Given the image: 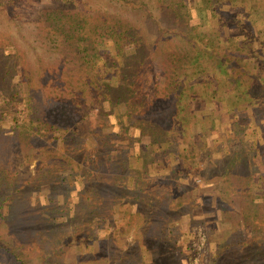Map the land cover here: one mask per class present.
Returning a JSON list of instances; mask_svg holds the SVG:
<instances>
[{
    "label": "rangeland",
    "instance_id": "1",
    "mask_svg": "<svg viewBox=\"0 0 264 264\" xmlns=\"http://www.w3.org/2000/svg\"><path fill=\"white\" fill-rule=\"evenodd\" d=\"M214 4L0 0V94L6 88L16 90L25 102L31 91L45 97V88L60 76L99 79L100 84L121 78L123 70L114 69L104 55L108 45L124 43L121 34L108 30L105 14L114 13L136 29L142 47L151 51L156 46L144 60L139 80L147 99L159 100L147 113L139 101L110 106L99 92L92 103L82 96L85 106L100 109L103 116L97 126L89 121L79 125L85 144L69 135L70 122L62 125L69 128L70 168L87 175L78 189L66 190L53 179L62 166L57 167L51 155L50 160L46 155L27 158V150L16 145L2 149L0 167L8 173L0 177V264H264V246L259 244L264 241V117L256 118L251 111L242 119L237 113L232 118L211 87L214 75L221 76L214 66L222 59L229 60V71L243 60L249 63L247 76H257L250 84L258 76L264 79V0ZM251 7L261 16L242 29L245 40L239 41L244 35L237 20ZM50 14L63 18L59 28L64 31L53 36ZM76 21L78 26L73 25ZM252 34L255 37L245 42ZM224 37L236 39L228 53L222 50ZM80 38L85 42H76ZM85 47L88 55H98L93 65L81 63ZM187 55L191 57L185 59ZM6 64L13 78L4 83L1 71ZM23 72L32 82L29 86L20 77ZM77 89L92 90L86 85ZM167 92L172 93L163 98ZM24 120L20 114L19 124ZM176 124L180 132L173 130ZM12 125L9 116L2 118L0 133ZM91 146L103 152L101 161L90 165ZM147 155L151 158L146 162ZM235 160L250 180L243 194L230 202L220 166ZM49 171H54L52 177ZM75 177L68 175L69 182ZM93 180L97 190H88L91 184L83 187Z\"/></svg>",
    "mask_w": 264,
    "mask_h": 264
},
{
    "label": "trees",
    "instance_id": "2",
    "mask_svg": "<svg viewBox=\"0 0 264 264\" xmlns=\"http://www.w3.org/2000/svg\"><path fill=\"white\" fill-rule=\"evenodd\" d=\"M202 2H204L205 8L209 5H212L213 7L215 6L214 4L215 0H202ZM177 4L179 5L180 1H178ZM122 5H123L122 2L120 1V6ZM198 11H200V9ZM198 14H200V12H198ZM210 15L213 16L215 15L213 8H211ZM50 16L54 21V24L48 26L52 28L50 29V33L52 34V36L54 32L58 33L59 31H64L59 28L60 25L59 22L63 18H60L58 15H52V14H50ZM240 16L241 19L237 20V24L239 27L238 29L240 31V34L244 35L245 33L243 30L249 29L251 27V24H253L254 20L257 17L261 16V14L259 11L256 10L255 7H251L250 11L248 12L243 11ZM105 17L110 18L109 22L105 21V23L106 22L108 23L107 26L108 30L116 33L118 32L119 34L122 35L123 37L122 39L124 40L123 45L121 42L117 43L116 45L115 44L112 45V47H108L109 46L108 45L107 46L108 50L104 52V55H106L107 63L109 62V64L113 66L114 69L120 68L123 70V72L121 73V78L119 77V79H114V80L112 79L108 83L100 84L101 80L99 81V79L97 81L94 79H86V78L80 79L79 77L78 79H76L72 75H64L58 77L56 80L54 79L55 81L53 80L54 81L53 85H52L53 82L52 81L51 84L48 86V88H45L46 89V93L44 95L45 97H41L40 95L37 96L35 93L31 91L27 93L28 98L27 101L25 102L22 101L23 98H21L20 94L16 90L11 92V89L6 88L5 89L6 92L0 94V107L1 105H3V108L2 109L0 108V112H1L0 118L2 120V118L4 117L6 118L9 116L13 124L9 128V132L0 133V155L5 153L2 149H6L8 151L12 146L15 145L16 147L19 148V150H25V149L27 150L26 153L27 158L34 156H36L35 158H37L46 155L50 160V155H51L53 157V160L56 161L55 163H58L57 167L62 166L57 169V172H60V174L57 175V177H53V179L58 180L57 181L58 183L61 182L60 185L66 190H70V191L71 189L72 190L78 189L81 183L83 185L87 175L83 174V172H73L72 168H70L71 163L68 154L69 153L68 145L70 139L67 135H65L67 133L66 129L69 128L62 127V125H64L65 122L67 121L70 122L71 125H69L70 127L69 135L76 136L75 139L76 141L85 144L84 137L80 135L81 133L79 132V125L83 121H89L90 126H97V122H99V120L103 116L100 109H96L95 111H93L90 104H87L85 106L86 101L85 98H82V96L84 94L89 96L88 98L92 103L96 98H98L97 92H99L102 95H104L106 98H108L107 103L110 106H114L115 104L127 106L130 102L135 103L139 101L138 104L147 113L152 108L151 106L152 102L156 103L159 101L158 97L156 96H152L151 98L147 99L146 95L149 96V94L146 93L144 95V91H143L144 83L141 84V80H139V73L143 71L142 67L143 69L145 68L144 60H147V58L150 55H152L153 52L156 51V46L153 44L150 48L151 51H148V48H145L146 46L142 47V44L137 43L139 42L137 40L138 32L134 27L129 25V23L123 21L121 18L117 17L114 13H109V14L106 13ZM262 20L264 21V14ZM231 24H233V21L231 22ZM73 25L78 26L79 25L78 21H76ZM255 34L254 35L252 34L249 38L247 37L245 42L250 40L252 36L255 37ZM128 37H130L133 40V42H129ZM140 40L142 41V38ZM233 40L236 39L235 38L233 39L232 37H228V38L224 37L223 39L224 49H222L223 53L229 52L230 45L233 46ZM244 40H245V35H244V39L239 41H244ZM79 41L85 42L84 39L82 38H80V40H76V42ZM76 42L74 43V46H76L77 49L81 48L79 44H76ZM112 51L114 52V54H112ZM129 51L131 53H128ZM83 52L84 55L82 54L81 63L83 65L85 64L93 65V62L97 59L98 55L96 54L88 55L87 54L88 50L86 49V47L85 49H83ZM201 52L202 51H199V53ZM143 56L145 57L143 58ZM190 57L191 56L187 55L185 59H188ZM193 58L197 60L196 55L193 56ZM243 61L237 64L238 67L233 68L232 71L231 69L230 71L228 70V66L230 65L229 60L222 59L218 62L217 67L216 65L214 66V68L220 69L219 75H221V76H216L215 74L214 77L211 79L212 81L211 87L214 88V97L217 103L218 104L220 103L225 108L227 114L230 115L232 118L236 117L234 113H237L239 118L242 119L241 115L244 116L248 115L247 113L251 111H254L256 113V118H262L264 117V114L262 112L264 110L263 107L264 79L258 76V79L257 80L255 79V81H253L250 84L251 82L250 80L253 79L254 75L251 77L247 76L246 70L248 69L249 63ZM198 66L201 67V64H198ZM4 67H5L4 70L1 71V75H3L2 82L5 83V82H9V80L13 78V75L9 73V68H11L9 65L6 64ZM132 74L133 76H135L134 78L131 76ZM20 77L22 78L23 82L26 83L28 86L29 84L32 83L30 82L31 80L30 78H28L27 73L23 72V75H21ZM253 84L255 85L254 88H253ZM84 85H86V87H90L92 90L83 93L81 92L80 89H77L79 88V86L83 88ZM170 86L173 87L174 83L173 82L172 84L170 83ZM226 87H231V89L230 90L228 89V91H223V89ZM152 93L156 94V92H152ZM171 93L172 92H167L163 96V98L170 96ZM42 99L44 100V103L46 101V104L45 105L41 104L40 106L38 103L41 102ZM148 103H150V105H148ZM6 105L8 108L6 107ZM19 105H22L24 107L23 111H17V106ZM4 106L7 109L4 108ZM12 108H14V111L11 110ZM3 109L6 110L4 111ZM79 112L81 114H79ZM181 113H182L181 107L177 106L175 114L180 117ZM20 114H22L23 117L25 118V120L22 122L21 125L19 124ZM128 115L129 117H131L132 113H128ZM115 118L117 119V117ZM51 119L52 120L56 119V122L52 123ZM114 120L115 119H113V121ZM246 120L251 122L250 118ZM115 124L116 122L112 124L113 127L115 126ZM213 126H215L214 123H212V127ZM115 128H117V126ZM173 130L180 132L181 129L178 130V124H176ZM43 144L49 146L50 147L49 150L44 151V149L41 147L44 146ZM102 152L103 149H97L94 146H91L90 154L92 155V157L89 160V164L90 163L93 164L94 160L96 161L100 160L101 159L100 154ZM227 153H228L227 151H224L223 156L224 157L227 156V158H229ZM145 155L146 154L144 153V156ZM149 158H151V156L147 155L145 161L147 162ZM111 164H114V162L111 163L109 162V165ZM222 164H224V162ZM220 167L223 168L225 172L223 178L225 180V184L227 188L226 194L231 193L229 195L230 198L229 200H232L230 202H233L232 196L234 195L241 196L244 192V188L247 186V181H249L250 179L248 176H244V172L242 173V171L239 168V164H237L236 160L235 163L232 162L229 164L227 163V165H222ZM237 170H240L242 174L236 176ZM115 171L116 169L114 168V172ZM53 172L54 171H49L48 174L52 177ZM95 172H97L95 174L99 181L100 179L97 175L98 171ZM4 173H8L6 168L0 167V177L3 176ZM68 175L70 176L75 175L77 177L72 178V180L69 182ZM96 182L97 181L94 182V180L88 181L86 184H84L83 187H85L87 184H91V187L88 190L90 191L97 190L95 186ZM102 187L104 188V185ZM103 188L101 191H103ZM97 192L99 191H95V193ZM259 244L260 245L262 244V246H264V241L260 242Z\"/></svg>",
    "mask_w": 264,
    "mask_h": 264
}]
</instances>
